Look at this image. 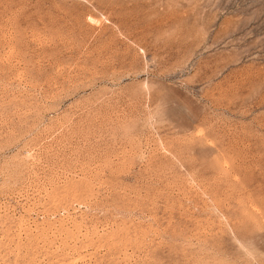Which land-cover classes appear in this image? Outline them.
<instances>
[{
    "label": "rangeland",
    "instance_id": "374dc122",
    "mask_svg": "<svg viewBox=\"0 0 264 264\" xmlns=\"http://www.w3.org/2000/svg\"><path fill=\"white\" fill-rule=\"evenodd\" d=\"M0 264H264V0H0Z\"/></svg>",
    "mask_w": 264,
    "mask_h": 264
}]
</instances>
